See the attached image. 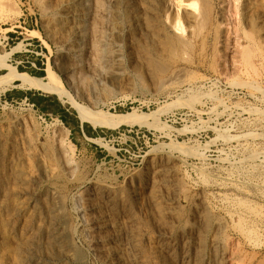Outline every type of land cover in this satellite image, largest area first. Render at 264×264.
<instances>
[{
  "label": "rangeland",
  "instance_id": "rangeland-1",
  "mask_svg": "<svg viewBox=\"0 0 264 264\" xmlns=\"http://www.w3.org/2000/svg\"><path fill=\"white\" fill-rule=\"evenodd\" d=\"M191 1L202 21L192 28L187 0H0V222L13 217L11 203L20 190L27 205L20 223H10L11 256L0 246V264H104L100 238L107 233L94 221L105 183L112 187L114 213L121 219L129 210L135 221L123 227V241L139 238L143 264H156L158 247L188 230L201 194L211 202L203 228L205 239L212 237V222L229 209L218 195L240 197L215 181L229 174L238 184L264 181V42L257 38L264 21L255 23L264 0ZM133 12L156 23L158 35L170 22L182 30H170L168 47H160L151 35L136 34L129 24ZM133 37H139L136 44ZM246 47L255 50V64L241 60ZM174 66L183 68L177 78ZM8 67L64 88L101 121H120L82 123L57 91L22 88ZM85 124L94 136L86 134ZM165 162L177 173L170 191L154 172ZM154 196L175 198L171 210L157 205ZM248 199L260 213L259 246L224 229L217 236L224 264H264V195ZM54 222L58 242L47 237Z\"/></svg>",
  "mask_w": 264,
  "mask_h": 264
},
{
  "label": "bare ground",
  "instance_id": "bare-ground-1",
  "mask_svg": "<svg viewBox=\"0 0 264 264\" xmlns=\"http://www.w3.org/2000/svg\"><path fill=\"white\" fill-rule=\"evenodd\" d=\"M189 1V3L186 4V6L184 8H186L187 10H189V20L188 21V27H195V25L197 23H199V18H200V11L198 12V8H196V2H190V0H187V2ZM257 1V0H256ZM259 1V0H258ZM42 2V1H41ZM201 2V0H200ZM255 2V1H254ZM262 2V1H261ZM261 2L259 1V3L261 4ZM139 3V2H138ZM186 3V2H185ZM258 3V2H256ZM94 4V3H93ZM163 4V3H162ZM202 4V3H201ZM101 5V4H100ZM133 5V4H132ZM136 5V4H134ZM258 5V4H257ZM143 6V5H142ZM165 6V4H164ZM167 6V5H166ZM49 7V6H48ZM51 7V6H50ZM49 7V8H50ZM133 7V6H132ZM141 7V6H140ZM163 7V6H162ZM200 7V5H199ZM98 8V7H97ZM100 8V7H99ZM143 8V7H142ZM141 8V9H142ZM168 8V7H167ZM182 8V7H181ZM180 8V9H181ZM136 9V8H135ZM140 9V11H141ZM144 9V8H143ZM142 9V10H143ZM146 9V8H145ZM148 9V8H147ZM205 9V7H204ZM254 9V8H253ZM259 9V6H258ZM43 10V9H42ZM206 10V9H205ZM261 10V8H260ZM138 11V10H137ZM202 11V10H201ZM256 11V9H255ZM77 13V12H76ZM134 13V14H133ZM132 17H131V22L132 25L135 26V28H137L136 34L140 35V36H145V37H150V35L152 36V38L158 39L159 41V46L161 45L163 48L168 47V37L170 36V30L173 31L175 34H177V30L181 28V25L179 24V22H173L170 24H166L167 27H165V29L163 30L165 33V35L163 34V36L158 35L159 32H157V24L152 22V20H147V17L142 16L141 14L137 13V12H133ZM183 13V12H182ZM188 13V11H187ZM204 13V12H203ZM186 14V13H185ZM130 15V14H129ZM144 15V14H143ZM187 15V14H186ZM185 15V16H186ZM255 15V13H254ZM148 16V15H147ZM203 16V15H202ZM94 17V16H93ZM179 18V17H178ZM186 18V17H185ZM204 18V17H203ZM98 20V19H97ZM199 20V21H198ZM247 20V19H246ZM92 20H90L91 22ZM130 21V20H128ZM167 21V19H166ZM178 21V19H177ZM254 21V20H253ZM264 21V13L260 12L257 14L256 16V22L257 24L262 25ZM202 22V21H200ZM67 24V23H66ZM99 24V23H98ZM203 24V23H202ZM247 24V23H246ZM255 24V26L257 25ZM53 25V24H52ZM131 25V24H130ZM165 25V24H164ZM186 25V24H185ZM99 26V25H98ZM101 26V25H100ZM162 26V25H161ZM200 26V24H199ZM245 26V25H244ZM249 26V25H248ZM56 27V26H55ZM180 27V28H179ZM264 27V25L262 26ZM90 28V27H89ZM129 28V27H128ZM133 28V27H132ZM197 28V27H196ZM46 29V28H45ZM130 29V28H129ZM190 29V28H188ZM133 30V29H131ZM182 30V28L180 29ZM192 30V29H191ZM195 30V29H194ZM84 31V30H83ZM197 31V30H196ZM245 31V30H244ZM75 32V31H74ZM189 31L187 30V33ZM192 32V31H190ZM258 37L259 39H261L264 42V29L260 30L258 29ZM179 34V33H178ZM199 34V33H198ZM217 34V33H216ZM215 34V35H216ZM190 35V34H189ZM188 35V36H189ZM193 35V33L191 34ZM174 37V36H173ZM256 37V36H255ZM132 38V37H131ZM139 38V37H138ZM137 37H133V40L131 43H135L136 40H138ZM176 38V36H175ZM196 38V36H195ZM256 38V39H257ZM172 39V38H171ZM142 40V39H141ZM258 40V39H257ZM256 40V41H257ZM153 41V40H152ZM151 41V42H152ZM171 41V40H170ZM180 41V40H179ZM91 42V41H90ZM109 42V40H108ZM177 42V41H176ZM182 43V40L180 41ZM99 43V42H98ZM172 43V42H171ZM186 43V42H185ZM136 44V43H135ZM144 44V43H143ZM180 44V43H179ZM184 44V43H183ZM187 44V43H186ZM255 44V43H254ZM258 44V43H257ZM174 46V44H172ZM177 45V43L175 44ZM256 45V44H255ZM160 46V47H161ZM186 46V45H185ZM249 46V45H247ZM251 46V45H250ZM92 47V46H91ZM155 46H153L154 48ZM172 47V46H170ZM184 47V46H183ZM161 48V49H163ZM175 48V47H174ZM173 48V49H174ZM244 48V47H243ZM242 48V49H243ZM252 48V47H251ZM138 49V48H137ZM155 49V48H154ZM172 49V48H170ZM185 49V48H184ZM67 50V49H66ZM71 50V49H70ZM157 50V49H156ZM155 50V51H156ZM165 50V49H164ZM167 50V49H166ZM169 50V48H168ZM183 50V49H182ZM253 50V49H252ZM250 50L249 48H245L240 52V57L241 60L244 62V64H248V63H252L251 58L253 57V52L255 50ZM261 50V49H260ZM163 51V50H162ZM160 51V54H162ZM170 53L173 52L171 50H169ZM257 51V49H256ZM261 52V51H260ZM156 53H159L158 50ZM174 53V52H173ZM178 53V52H177ZM164 54V53H163ZM167 54V53H166ZM223 54V53H222ZM260 55V54H259ZM91 56V55H90ZM102 56V55H101ZM175 56V55H174ZM106 57V56H105ZM147 57V56H146ZM155 57V56H154ZM167 57V56H166ZM237 58V57H236ZM255 58V57H253ZM252 58V59H253ZM143 60V59H142ZM162 62V61H161ZM95 64V63H94ZM255 64V63H252ZM251 65V64H250ZM168 66V65H167ZM245 66V65H244ZM156 67V66H155ZM158 67V65H157ZM161 67V66H160ZM164 67V66H163ZM162 67V69H163ZM170 67V66H169ZM175 67V66H174ZM173 67V68H174ZM246 67V66H245ZM166 68V67H165ZM164 68V69H165ZM8 73H9V77L11 79H14L18 82V85L22 88L25 89H43L49 92H53V91H57V97L58 99H62L64 102L68 103L75 111H76V115L79 118V120L82 123H89L90 125H92L93 127H97V126H103V125H109V124H115L117 122H119V118H114L113 116L109 118V120H103L101 121L99 118L96 117L95 112L93 113L92 111H88L86 110L84 107H82L81 105L75 103L70 96H68V92L65 91V89L63 90L62 87L60 86H54V84H52V82H43L42 79L40 78H36V77H31V76H27L25 74H21L15 71V69L13 67H8ZM160 69V68H159ZM158 69V70H159ZM182 67H175L172 70V77L173 78H177L179 76H177L178 74H181L180 71L182 70ZM185 69V68H184ZM238 69V68H237ZM251 69V68H250ZM79 71V70H78ZM157 71V70H156ZM163 71V70H162ZM183 71V70H182ZM181 71V72H182ZM67 71H65L66 73ZM158 72V71H157ZM95 73V72H94ZM53 74V73H52ZM52 74L49 72L48 77L49 79H51ZM177 77H174V76ZM1 76V75H0ZM72 77V76H71ZM169 78H171V76H168ZM1 79L4 78V76L0 77ZM83 79V78H81ZM85 79V78H84ZM87 79V77H86ZM167 79V78H166ZM168 80V79H167ZM88 82V81H87ZM86 82V83H87ZM9 83V82H8ZM4 84V83H3ZM86 86V85H85ZM61 100V101H62ZM264 100V99H263ZM100 115V114H99ZM123 116V115H122ZM121 116V117H122ZM117 117V116H116ZM258 124V123H257ZM256 126V125H255ZM241 135V134H239ZM264 136V135H263ZM239 137V136H238ZM244 137V136H243ZM236 138V137H235ZM233 139V137H232ZM95 140V139H94ZM97 140V139H96ZM230 140V139H229ZM236 141V139H234ZM228 141V140H227ZM98 142V140L96 141ZM238 144V143H237ZM246 148V147H245ZM243 148V149H245ZM256 151V150H255ZM253 153V152H252ZM193 154V153H192ZM195 154V153H194ZM258 153L255 152L254 155H257ZM260 154V153H259ZM189 155V154H188ZM196 155V154H195ZM252 155V154H251ZM185 156V155H184ZM243 157V156H242ZM252 157V156H251ZM255 158V157H253ZM258 158V157H257ZM151 159V158H150ZM245 159V158H244ZM242 159V161L244 160ZM184 160V159H183ZM181 160V161H183ZM248 160V159H246ZM253 159L251 158V161ZM13 161V160H12ZM177 161V160H176ZM241 161V162H242ZM250 161V160H249ZM255 161V160H254ZM184 162V161H183ZM230 162V161H229ZM238 162V161H237ZM6 163V162H5ZM163 164V163H162ZM183 164V163H182ZM188 164V163H187ZM255 164V163H254ZM253 164V165H254ZM4 165V164H3ZM16 165V164H15ZM239 165V164H238ZM248 166L249 163H248ZM10 167V165L8 166ZM13 167V166H11ZM254 166H252L253 168ZM155 169V174L159 177L158 183L160 186L164 187L167 190V187L170 186V180L173 179L172 177H174L177 173L174 171H172L171 167H169L167 165V163L165 162V165H155L154 167ZM253 170V169H252ZM13 171V170H12ZM226 171V170H225ZM228 172V171H227ZM153 173V172H152ZM221 173V172H220ZM230 173V172H228ZM261 173V172H259ZM216 175H218V173H216ZM235 175V174H234ZM233 176V174H232ZM231 176V177H232ZM258 176V175H257ZM221 177V176H220ZM221 177L223 178L222 181H215L213 183V185L215 184L216 186H225L231 190L236 191L240 197H232L230 196L228 193H224L223 194H219V198H220V202H224V204L226 203L227 206L229 207V209H226V211L224 210V212L222 213V216H218L219 218L215 219L212 222L211 228H212V237L209 239V241H207L205 239V234H207L208 232L206 231V229L203 228V225L206 221V214L210 211V201L207 198L208 196H205L203 194L199 195L196 197L197 200L194 204V208L191 216V220L189 222V225H185L188 227V230H186L184 233L181 232V235L179 236V240L177 241H166L163 242V244H161L158 247V251L160 252L159 255H161L159 258L160 260L158 261V263L156 262V264H224V252L221 251L219 249L220 243L218 240V234L223 231L224 229H230L234 232H238L240 234V236L243 237V241H245L244 243H247L248 245L251 246H256L259 244L260 240L259 238V229L256 226V221L259 220L260 217V213H258L256 210H254V208H251V206H249V202L250 200L248 199V197L252 196H258L260 194H262V196L264 195V181L262 179L263 182H259L256 180H251V181H246L245 183H241L238 184L236 183V180L234 181V179L230 178V174L228 177ZM215 178V177H214ZM219 178V177H218ZM216 178V179H218ZM237 178V177H236ZM239 178V177H238ZM256 178V177H255ZM263 178V177H262ZM206 179V178H205ZM259 179V177H258ZM220 180V179H219ZM238 180V179H237ZM249 180V179H248ZM5 181V180H4ZM7 181V180H6ZM214 181V180H213ZM23 182V181H22ZM172 182V181H171ZM238 182H240L238 180ZM242 182V181H241ZM154 184V183H153ZM205 184V183H204ZM210 184V183H209ZM1 185V184H0ZM109 185V184H108ZM108 185L102 184L101 185V189H102V195L105 196V200L98 204L97 207L95 206V210L96 212H98V214H96V218L94 221L95 224V228L98 229V231L103 232L104 234L107 233L104 238L101 237V251L103 253V263L104 264H143V260H141V255L139 253H137V251L139 250L138 246V240L139 238H133L131 240L129 239H124L123 241V235L124 232L123 227L125 226H129L132 223H135L133 216H131L129 210L127 211L128 213L123 214L121 213V216L126 217V218H118V216L114 213V209H113V204H114V199L113 197L110 196L111 192H112V187H109ZM208 185V184H207ZM209 186V185H208ZM21 187V186H20ZM151 187V186H150ZM215 187V186H214ZM23 188V187H22ZM154 188V187H153ZM156 188V187H155ZM216 188V187H215ZM18 189V188H17ZM164 189V190H165ZM218 189V188H217ZM228 189V190H229ZM16 190V189H15ZM14 190V191H15ZM151 190V189H150ZM171 190V189H170ZM167 190V191H170ZM225 190V189H224ZM227 190V191H228ZM12 191V190H11ZM9 191V192H11ZM166 191V192H167ZM206 191V190H205ZM8 192V193H9ZM204 192V190H203ZM235 192V193H236ZM12 193V192H11ZM16 193V192H15ZM207 193V192H206ZM211 193V192H210ZM230 193V191H229ZM25 195L26 193L21 192L19 195L17 196L16 199H11L12 200V208H13V212L14 214L13 217H8L7 220L5 221V224H3L2 222H0V246L4 249L3 251V255L4 256H11L10 255V251L7 250L6 247L9 248V245L7 246L6 242L8 239H10L13 235V227L10 226V223L14 226V223H17L18 220V215H20V213H22L24 211L25 206L27 207L26 203H24V200L21 199L22 195ZM209 194V193H208ZM216 194V193H215ZM30 195V194H29ZM152 195V194H151ZM236 195V194H235ZM12 196V195H11ZM27 197V196H26ZM25 197V198H26ZM153 197V196H152ZM215 197V196H214ZM31 198V197H30ZM104 198V197H103ZM212 199V198H211ZM210 199V200H211ZM218 199V198H216ZM2 200V199H1ZM10 200V198L8 199V201ZM7 201V202H8ZM28 201V200H27ZM155 203L157 205H161L164 204V210H166L167 212H169L171 210V207H169L170 204H173L175 202V198H168V197H155L154 196V200ZM152 201V202H153ZM214 201V200H213ZM11 202V201H10ZM216 202V201H215ZM2 203V202H0ZM151 203V202H150ZM10 204V205H11ZM29 204V203H28ZM217 204V202H216ZM8 205V204H7ZM219 205V204H218ZM221 205V204H220ZM129 206V205H128ZM216 206V205H214ZM155 207V206H153ZM8 208V207H7ZM213 208V207H212ZM222 208V207H221ZM215 209V208H214ZM212 210V209H211ZM48 211V210H47ZM124 211V210H123ZM132 211V210H131ZM4 212V211H3ZM31 212V211H30ZM190 212V213H191ZM213 212V211H212ZM12 213V212H11ZM10 213V214H11ZM220 213V211H219ZM16 214V215H15ZM127 214H129V216H127ZM166 214V213H165ZM217 214V213H216ZM11 215V216H12ZM43 215V214H42ZM167 215V214H166ZM10 216V215H9ZM52 216V215H51ZM217 216V215H216ZM4 217V216H3ZM27 217V216H26ZM31 217V216H29ZM33 217V216H32ZM53 217V216H52ZM22 218V217H21ZM20 218V219H21ZM51 218V217H50ZM135 218V217H134ZM2 219V218H1ZM233 219V222L229 223L231 220ZM160 220V219H159ZM25 221V220H24ZM59 222V221H58ZM20 223V221H19ZM25 223V222H24ZM32 223V222H31ZM57 222L51 223L50 227H48L47 233H48V238H51L52 240L58 242V235H57V228L58 226H56ZM188 223V222H187ZM186 223V224H187ZM23 226V224H22ZM259 226V225H258ZM15 227V226H14ZM124 227V228H125ZM61 228V227H60ZM130 228V227H128ZM126 228V230L128 229ZM15 229V228H14ZM21 229V226H20ZM19 229V230H20ZM185 229V228H184ZM181 230V229H180ZM23 231V230H22ZM34 231V230H33ZM134 231V230H131ZM135 232V231H134ZM46 233V234H47ZM133 234V233H132ZM177 234V233H176ZM128 235V234H127ZM125 233V236H127ZM135 234H133L134 236ZM28 236V235H27ZM130 236V235H128ZM42 238V237H39ZM128 238V237H126ZM167 238V237H166ZM177 238V237H176ZM207 238V237H206ZM23 239V238H22ZM178 239V238H177ZM13 240V239H12ZM169 240V239H168ZM175 240V239H174ZM15 242V241H14ZM38 242V241H37ZM239 243V242H238ZM14 244V243H13ZM16 244V243H15ZM54 244V243H53ZM234 244V243H233ZM241 244V242H240ZM55 245V244H54ZM238 245V244H237ZM11 246V245H10ZM14 246V245H13ZM158 246V245H157ZM259 246V245H258ZM238 246H235V248ZM250 247V246H249ZM1 248V249H2ZM6 248V249H5ZM100 248V245H99ZM138 248V249H137ZM220 250V251H217ZM11 250V249H10ZM157 250V249H156ZM215 253H214V251ZM15 251V250H14ZM12 250V252H14ZM24 251V250H23ZM140 251V250H139ZM138 251V252H139ZM213 252V253H211ZM1 253V251H0ZM158 253V252H157ZM232 255V254H231ZM1 256V255H0ZM20 256V255H18ZM2 257V256H1ZM9 258V257H8ZM12 259V257H10ZM158 258V257H157ZM236 258V257H235ZM14 259V258H13ZM23 260V259H22ZM102 260V259H101ZM14 261V260H12ZM17 261V260H15ZM19 261V260H18ZM102 262V261H101ZM236 262V261H235ZM234 263V261H233Z\"/></svg>",
  "mask_w": 264,
  "mask_h": 264
},
{
  "label": "trees",
  "instance_id": "trees-1",
  "mask_svg": "<svg viewBox=\"0 0 264 264\" xmlns=\"http://www.w3.org/2000/svg\"><path fill=\"white\" fill-rule=\"evenodd\" d=\"M36 64H37V66L41 67V63L40 62L37 61ZM28 73H30L31 75H36L37 76V75H40V74L42 75L43 71H42V73H40V72L38 73V72H34L32 70H28ZM33 102L35 104L37 103V101H33ZM84 131L86 132L87 135L94 136V134L90 131V127L87 124L84 125Z\"/></svg>",
  "mask_w": 264,
  "mask_h": 264
}]
</instances>
